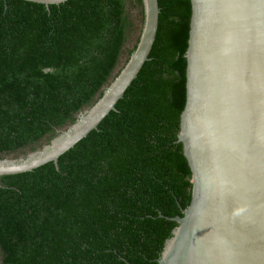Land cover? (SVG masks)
<instances>
[{"label": "trees", "instance_id": "16d2710c", "mask_svg": "<svg viewBox=\"0 0 264 264\" xmlns=\"http://www.w3.org/2000/svg\"><path fill=\"white\" fill-rule=\"evenodd\" d=\"M148 59L84 138L0 175V264H158L191 199L177 141L190 0H158ZM142 0H0V159L38 151L90 108L137 46Z\"/></svg>", "mask_w": 264, "mask_h": 264}, {"label": "water", "instance_id": "95a60500", "mask_svg": "<svg viewBox=\"0 0 264 264\" xmlns=\"http://www.w3.org/2000/svg\"><path fill=\"white\" fill-rule=\"evenodd\" d=\"M45 5L65 0H26ZM136 48L102 96L26 157L0 159V175L31 171L97 128L136 78L155 40L158 0H142ZM185 104L177 141L191 199L158 264H264V0H190Z\"/></svg>", "mask_w": 264, "mask_h": 264}]
</instances>
